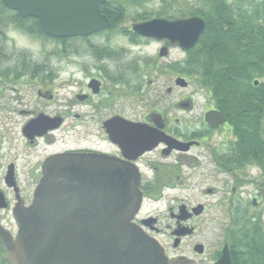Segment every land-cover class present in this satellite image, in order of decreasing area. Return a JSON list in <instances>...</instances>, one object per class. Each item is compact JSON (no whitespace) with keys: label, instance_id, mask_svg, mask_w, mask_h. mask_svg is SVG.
Here are the masks:
<instances>
[{"label":"flooded vegetation","instance_id":"af4514ba","mask_svg":"<svg viewBox=\"0 0 264 264\" xmlns=\"http://www.w3.org/2000/svg\"><path fill=\"white\" fill-rule=\"evenodd\" d=\"M226 1L227 12H209V20L193 12H176L163 17H203L207 28L212 26L209 39L213 48H246L253 37L261 39L264 34V0ZM241 7H248L251 12H242ZM153 18L162 17L147 20ZM124 33H133L132 27ZM90 36L69 37L67 46L72 40L87 41ZM138 40L160 45L154 58L155 68L159 67L161 77L174 80L175 84L166 88V95L187 89L191 79L182 75L180 70L188 52L194 48L183 50L166 40L142 36ZM163 49L165 55L161 54ZM174 49L185 54L184 60L178 62L177 72L168 71V65L175 64L173 61L160 62ZM90 53L92 57L64 58L68 77L59 85L54 83L60 78L63 67L52 66L51 58H19L12 68L15 72H0V231L16 238L15 209L32 203L44 173V163L49 157L64 153L105 155L139 171L142 205L135 222L161 242L173 264H217L226 245L232 264H241L236 260L239 252L242 253L236 246H241L232 242L242 236L235 233L238 225L259 222L264 227L263 214L252 212L264 202V183L256 175L259 173L263 177L264 162L258 155L248 157L242 152L245 142H241L238 135L241 131L239 124L248 117L247 113L234 112L226 99L217 97V90L205 88L180 93L170 103L161 96L156 105L155 102L148 104L145 87L149 83L141 80V71L139 78L134 76L133 63L125 62L122 57L101 55L98 50ZM218 54L221 53L213 52V56ZM240 76L233 64L216 71L214 78ZM263 77L253 76L252 80L262 83ZM179 78L186 79L188 85L177 84ZM9 84L12 85L11 101L14 100V105L1 101ZM55 86L65 91L66 101L64 109L49 110L47 105L54 103L59 95ZM33 90H36L38 104H45L40 109L27 104L26 93ZM198 96L203 97V103L200 104ZM135 99L141 104H134ZM38 125L42 127L38 128ZM134 125L139 127L136 131L138 142L144 145L133 146L136 144L125 142L127 134L132 136L135 133ZM13 129H19L20 138L9 136ZM157 131L170 137V143L163 137L148 149L146 144L151 141L148 136ZM201 168L214 178L204 194L205 198H212V202L188 204L185 199L172 195L187 189L189 179ZM254 171L256 174L251 175ZM161 202H168L166 209L172 222L165 226L157 211L147 210ZM214 209H220V215L207 217L209 211L214 213ZM204 220L218 221L222 225L212 247L204 240H195L200 236ZM163 236L170 238L173 245L179 240L178 246H173L174 250L186 244L190 255H171L161 240ZM0 264H11L1 235Z\"/></svg>","mask_w":264,"mask_h":264},{"label":"water","instance_id":"95a60500","mask_svg":"<svg viewBox=\"0 0 264 264\" xmlns=\"http://www.w3.org/2000/svg\"><path fill=\"white\" fill-rule=\"evenodd\" d=\"M2 1L24 18H37L47 35L59 39L89 36L111 25L102 11L107 0ZM206 28L207 21L198 15L132 25L142 37L184 50L194 48ZM176 82L188 85L184 78ZM137 128L132 126L135 133L127 134V144L144 145ZM157 132L149 134L148 149L163 137L170 143V137ZM139 184L137 168L105 155L49 157L32 203L15 209L16 238L0 231L11 264H173L161 243L134 222L142 205ZM178 244L177 239L174 247ZM217 264H232L228 245Z\"/></svg>","mask_w":264,"mask_h":264},{"label":"rangeland","instance_id":"374dc122","mask_svg":"<svg viewBox=\"0 0 264 264\" xmlns=\"http://www.w3.org/2000/svg\"><path fill=\"white\" fill-rule=\"evenodd\" d=\"M232 3L231 0H228ZM221 2H226V0H216L215 4H220ZM189 8L191 10L194 9H209L208 1L205 0H145L140 3L136 2L135 4L129 5L127 9V16L125 17L123 23L120 25H116L114 28L111 27L106 30L105 34H96L88 37L87 41H82L80 39L72 40L71 45L67 47V53L62 56L56 55L54 52L57 51L61 44L57 42V39H44L42 37H38L36 35H28L20 31L13 23L9 24L5 27V31L0 30V59L2 60L1 68L11 67L13 68L17 65L16 59H19L21 56L19 55L21 52H26L29 56L23 58H34L35 60H42L43 58H51L52 66L63 67L60 71V78L55 81L54 84L59 85L62 84L64 79L68 77V71L65 69V59L68 56L71 57H92L90 52L99 51L101 55L105 56H116L122 57L125 59V62H131L130 64L134 66L135 71L134 76L139 78L140 71L143 73L141 76V80H145L149 84L145 87L146 89V103L152 104L153 102L159 101L162 96L165 101L170 103L174 100L180 93L188 94L193 90L202 89L197 81L190 80L189 86L187 89H178V91L174 94L166 95V88L170 85L175 86L174 80H169V78L161 77L159 73V67L155 68V60L157 57L160 45L157 43H149L144 44L140 43L138 40L139 36H134L133 33H124L128 32V29H131L132 25L137 22H141L142 17L139 15L147 16V17H163L165 15H170V13L181 12L182 10ZM211 8V7H210ZM242 12H251V9L248 7H241ZM188 11V9H187ZM120 28H117L119 27ZM124 32H123V31ZM139 43V44H138ZM4 51V52H3ZM5 53V54H4ZM106 53V54H105ZM109 54V55H107ZM52 58H60V59H52ZM130 58V59H128ZM185 58V54L179 50H172L171 54L168 58L160 59L161 63L173 61V63L183 61ZM4 59V60H3ZM5 61V63H4ZM88 62H91L88 60ZM135 63V64H134ZM109 64L115 67L113 62H109ZM158 64V62H157ZM154 65V66H150ZM170 66H168L169 68ZM173 68L168 69V71H172ZM262 82H264V77L262 78ZM11 84L8 85V90L4 99L1 101L3 103H9L10 105H14V100L11 101V97H13V91L10 90ZM54 88L58 89V86ZM74 89V88H73ZM148 90V91H147ZM36 90H33L31 93H26L27 104L31 105L37 109H40L41 106H44V103L37 102L38 96L35 93ZM59 95L57 99L52 104H48L47 108L51 109H64L65 104V91L63 89H58ZM200 99V104L203 103V97L198 96ZM134 104H141L137 99L133 100ZM3 131V130H1ZM19 129H13L9 131V136L14 139L20 138L18 133ZM15 139V140H16ZM255 171L256 168H255ZM251 173V175H255L256 173ZM208 174V176H207ZM259 179H262L264 183V175L263 177L256 174ZM209 178V180H207ZM214 178L210 176L208 171H204V169H200L197 174L193 175L189 181V187L186 189L178 190L176 193L172 195H177L179 199H185L188 204H193L197 201H203L204 203L212 202V198H205V189L210 186ZM248 191V188L246 189ZM264 193V190H263ZM168 202H161L158 205H153L148 207V211H157L162 217V222L166 224L172 223L169 220V216L167 213L166 205ZM262 213L264 218V202L258 205L256 208L252 209V212ZM262 211V212H261ZM210 213L208 215L219 216L220 209H214V213ZM211 220H204L202 223V229L200 232V236L196 237L195 240H204L209 247L216 242L218 239V232H221L222 225L218 221L212 222ZM264 224V221H262ZM201 237V238H200ZM200 238V239H199ZM163 244L168 247L171 255L176 254H186L190 255V249L186 244H184L179 250H174L173 241L167 236H163L161 239ZM221 241V240H220Z\"/></svg>","mask_w":264,"mask_h":264},{"label":"trees","instance_id":"16d2710c","mask_svg":"<svg viewBox=\"0 0 264 264\" xmlns=\"http://www.w3.org/2000/svg\"><path fill=\"white\" fill-rule=\"evenodd\" d=\"M139 1L141 3L145 0H107L102 6V10L111 20V27L114 28L123 23L127 16L128 6ZM165 1L163 0V2ZM205 1H208V10L186 8L181 12L183 14L193 12L208 20L209 12H227L225 2L215 4L216 0ZM139 17H142V20L150 18L142 15ZM11 23L25 34L36 35L44 39H54L42 30L38 19L23 18L0 0V30L5 31V27ZM210 26L201 35L198 45L188 52L180 73L197 81L201 88L217 90V97L226 99V103L229 102L228 105L234 108V112L247 113L248 117L239 124L241 131H238L240 141L245 142L242 152L246 153L248 157L258 155L264 162V82L255 86L252 80L253 76L264 75V32H262L261 39L258 36L249 38V44L246 48L242 46L213 48L209 39L212 28ZM134 36L138 35L134 34ZM57 42L61 46L54 53L62 56L67 53L68 39H57ZM0 51L2 50L0 49ZM213 52L221 54L213 56ZM19 55L20 58L29 56L24 51ZM1 63L2 60H0V66ZM233 64L237 66L238 73L241 75L240 78H214L216 71H221ZM170 68H173V72L178 70L177 64L171 65L168 69ZM3 71L8 74L16 70L11 67L6 69L0 67V72ZM232 72L236 73V71ZM238 226L240 227L235 233H240L242 236L234 238L232 242L240 244L241 247L237 245L236 248L242 253L239 252L240 256H237L236 260L241 261V264H264V227L259 222Z\"/></svg>","mask_w":264,"mask_h":264}]
</instances>
